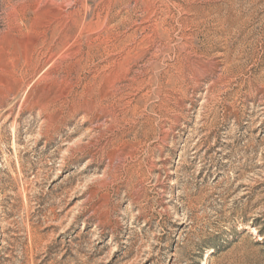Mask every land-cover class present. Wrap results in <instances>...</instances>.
Listing matches in <instances>:
<instances>
[{
  "label": "rangeland",
  "instance_id": "obj_1",
  "mask_svg": "<svg viewBox=\"0 0 264 264\" xmlns=\"http://www.w3.org/2000/svg\"><path fill=\"white\" fill-rule=\"evenodd\" d=\"M0 264H264V0H0Z\"/></svg>",
  "mask_w": 264,
  "mask_h": 264
}]
</instances>
